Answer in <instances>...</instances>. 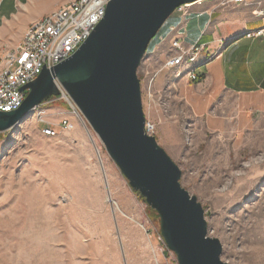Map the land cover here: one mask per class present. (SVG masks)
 <instances>
[{
    "label": "rangeland",
    "instance_id": "1",
    "mask_svg": "<svg viewBox=\"0 0 264 264\" xmlns=\"http://www.w3.org/2000/svg\"><path fill=\"white\" fill-rule=\"evenodd\" d=\"M23 1L40 11L50 0ZM177 20L174 12L148 49ZM157 54L138 67L153 135L182 170V186L202 203L223 260L264 264V109L252 96L177 77L162 67L171 47ZM196 70L202 76L205 65ZM60 96L0 133V264H179L159 238L158 212L131 187L81 114L96 151ZM64 118L73 129L43 133L47 122L58 126Z\"/></svg>",
    "mask_w": 264,
    "mask_h": 264
},
{
    "label": "water",
    "instance_id": "2",
    "mask_svg": "<svg viewBox=\"0 0 264 264\" xmlns=\"http://www.w3.org/2000/svg\"><path fill=\"white\" fill-rule=\"evenodd\" d=\"M194 1L110 0L80 48L25 85L22 90L29 92L17 110H0V133L27 119L50 96L62 95L63 88L131 187L158 212L160 234L178 263L231 264L221 257V240L209 235L202 203L182 186L179 165L155 135L145 132L138 67L176 8Z\"/></svg>",
    "mask_w": 264,
    "mask_h": 264
},
{
    "label": "crops",
    "instance_id": "3",
    "mask_svg": "<svg viewBox=\"0 0 264 264\" xmlns=\"http://www.w3.org/2000/svg\"><path fill=\"white\" fill-rule=\"evenodd\" d=\"M23 0H0V52L12 50L21 40L28 26L44 15L68 5L72 0H50L40 11L30 10ZM32 1V0H30ZM44 4V0L41 6ZM264 9V0H247L245 3L222 5L221 0H206L193 7L187 25L180 32L170 31L180 26L178 20L168 27L167 34L148 49L152 58L164 46L171 47L172 39L182 37L183 44L203 46L204 56H213L205 64L204 83L213 92H225L243 97H254L264 109V33L246 37V30L264 28V16H257L255 9ZM188 81V76H182Z\"/></svg>",
    "mask_w": 264,
    "mask_h": 264
},
{
    "label": "built area",
    "instance_id": "4",
    "mask_svg": "<svg viewBox=\"0 0 264 264\" xmlns=\"http://www.w3.org/2000/svg\"><path fill=\"white\" fill-rule=\"evenodd\" d=\"M110 0H72L68 5L34 20L23 37L12 50L0 53V110H17L25 100L29 90L22 88L34 81L44 68L52 69L60 62L72 56L90 36L92 30L98 25L106 14L107 4ZM206 0H196L178 6L175 12L180 16V26H171L170 31L180 32L187 25L188 17L193 7ZM247 0H221L222 5L229 3L241 4ZM257 16H264V9H255ZM264 33V28L246 30L244 36L254 37ZM163 38V37H161ZM182 37L176 36L172 41L174 54L169 56L164 68L176 70V76H188L198 81L197 66L207 63L213 56H204L203 46L199 44L184 45ZM62 96L74 108V102L63 88ZM56 99V98H54ZM48 100L49 101H52ZM45 102L44 104H46ZM44 104L36 108L37 111ZM64 118L58 126L47 122L42 131L46 136H56L60 130H71L74 123ZM146 131L154 134L156 125L146 120ZM165 242L162 234L159 237ZM166 244V243H165Z\"/></svg>",
    "mask_w": 264,
    "mask_h": 264
},
{
    "label": "bare ground",
    "instance_id": "5",
    "mask_svg": "<svg viewBox=\"0 0 264 264\" xmlns=\"http://www.w3.org/2000/svg\"><path fill=\"white\" fill-rule=\"evenodd\" d=\"M73 109H75V113L77 114V116L81 119V121H82V123H83V125L85 126V128L87 129V131H88V134H89V136H90V138L92 139V141H93V143H94V147L96 148V151L98 152V147H96V143H95V139H94V137H93V135L92 134H90V131H89V129H88V127H87V125H86V123H85V121H83V117H82V115H81V113H80V111L78 110V109H76V107H75V104H74V108ZM32 115H35V114H33L32 113ZM32 115L29 117V119H31L32 118ZM100 159V158H99ZM100 162L102 163V160L100 159ZM102 166H103V163H102ZM109 201L111 202V204H112V206H113V208H115V203L114 202H112V199L111 198H109Z\"/></svg>",
    "mask_w": 264,
    "mask_h": 264
},
{
    "label": "trees",
    "instance_id": "6",
    "mask_svg": "<svg viewBox=\"0 0 264 264\" xmlns=\"http://www.w3.org/2000/svg\"><path fill=\"white\" fill-rule=\"evenodd\" d=\"M204 77H205V74H203L202 76H200L199 77L200 79L198 80V82L199 81H202L204 79ZM54 98H58V96H56V95L55 96L54 95L53 96H50L49 100L54 99Z\"/></svg>",
    "mask_w": 264,
    "mask_h": 264
}]
</instances>
